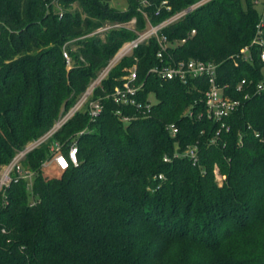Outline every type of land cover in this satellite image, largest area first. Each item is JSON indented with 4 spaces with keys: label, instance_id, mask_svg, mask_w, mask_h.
<instances>
[{
    "label": "trees",
    "instance_id": "trees-1",
    "mask_svg": "<svg viewBox=\"0 0 264 264\" xmlns=\"http://www.w3.org/2000/svg\"><path fill=\"white\" fill-rule=\"evenodd\" d=\"M195 1L127 0L118 12L107 0H0V166L50 129L124 42ZM133 18L134 32L88 37ZM257 18L252 0H210L158 32L168 44L161 58L151 37L115 64L92 93L99 116L79 111L51 139L63 154L76 140L77 165L47 174L43 144L20 161L30 181L11 176L0 192V264H264V93L229 115L225 131L205 115V79L149 73L213 62L225 92L239 97L240 79H260L255 49L252 63L237 57ZM133 67L139 108L109 96Z\"/></svg>",
    "mask_w": 264,
    "mask_h": 264
},
{
    "label": "built area",
    "instance_id": "built-area-1",
    "mask_svg": "<svg viewBox=\"0 0 264 264\" xmlns=\"http://www.w3.org/2000/svg\"><path fill=\"white\" fill-rule=\"evenodd\" d=\"M210 0H197L187 7L175 12L173 15L160 22L157 25H150L148 23L147 28L144 31L137 33V36L127 42H124L120 49L116 52L112 59L108 61L106 66L102 68L95 79L90 83L86 90L79 96L76 102L65 112L61 113L59 117L54 121L50 129H48L40 137L27 142L24 147L18 150L13 156L11 162L4 166L3 172L0 174V192L4 187L8 186L12 178H20L30 181L32 173L20 169V161L32 150L40 147L43 144L49 143V152L51 154L50 159L44 161L41 166L48 167L55 165L57 168L64 170L69 165H77V145L76 140H70L66 144V154H63L62 144L57 141H51L53 135L77 112L85 111L90 120H95L102 110V98H92L93 90L100 84V82L106 78L109 70L117 64L123 57L128 56L132 51L140 44L146 42L149 38L155 37L159 46L157 57L161 58L162 53L166 50L168 44L166 37L159 35L158 32L167 25L177 21L191 11L204 5ZM253 6L257 10V22L254 28V35L249 45L244 46L237 57L243 62H253L252 49L256 50L261 69L259 71L260 79L254 82L253 79L242 78L236 84L235 91L240 93L239 97H231L225 92L227 85H222L217 80V69L219 64L213 62L201 61L196 59H190L187 61L170 62L167 64L160 63L152 67L149 73H152L164 80L177 79L182 83H185L189 78H203L206 80L207 88L204 91V105L205 115L207 118L218 123L220 128L229 130V126L225 120L242 106L245 100L249 99L253 94L264 93V0H252ZM166 5V2H162ZM166 10H169V6H165ZM159 9L155 12L157 15ZM146 16V15H145ZM129 22L134 23V18ZM115 28H120L119 24L113 25ZM112 29V28H111ZM110 30L105 26L97 29L96 33L107 32ZM194 34V30L191 31ZM184 42V39H182ZM63 57L65 58L66 65L69 66L71 61L65 51H63ZM136 70L135 67L131 68L128 74L123 77V83L121 87H115L113 92L109 95L113 102L117 105H131L137 108L141 107L135 99L136 93L140 90L141 84H136ZM147 110L149 105H143ZM128 117H122V121H128ZM168 129L171 136H175L178 129L174 124H169ZM82 133V132H80ZM184 154L189 157L192 162L197 161V154L195 147H189L185 150ZM166 160V159H165Z\"/></svg>",
    "mask_w": 264,
    "mask_h": 264
},
{
    "label": "rangeland",
    "instance_id": "rangeland-1",
    "mask_svg": "<svg viewBox=\"0 0 264 264\" xmlns=\"http://www.w3.org/2000/svg\"><path fill=\"white\" fill-rule=\"evenodd\" d=\"M107 3H108V6L118 12H125L127 10V6H128V3H127V0H107ZM243 4H245V2L243 1ZM70 9H75V8H78V4L76 2L72 3L70 6H69ZM115 24H119L120 27L122 28H125L131 32H134V23L132 22H127V23H115ZM115 24H105V27L106 28H115L113 25ZM104 27V26H103ZM96 35V32L88 35V37H93ZM121 48V47H120ZM119 48V49H120ZM149 99L151 101V104H154L156 101L155 99L153 98L152 95H149ZM18 151V150H17ZM16 151V152H17ZM15 152V153H16ZM49 167V166H48ZM3 169H4V166H0V174L3 172ZM45 172L51 176H56L58 174V171L56 169V167L54 165L50 166L49 168H46L45 169ZM218 181L220 182V177L217 176Z\"/></svg>",
    "mask_w": 264,
    "mask_h": 264
}]
</instances>
